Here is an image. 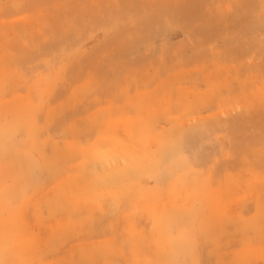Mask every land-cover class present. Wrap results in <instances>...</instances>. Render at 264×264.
<instances>
[{"label": "rangeland", "instance_id": "374dc122", "mask_svg": "<svg viewBox=\"0 0 264 264\" xmlns=\"http://www.w3.org/2000/svg\"><path fill=\"white\" fill-rule=\"evenodd\" d=\"M0 262L264 264V0H0Z\"/></svg>", "mask_w": 264, "mask_h": 264}, {"label": "snow or ice", "instance_id": "6c2138e0", "mask_svg": "<svg viewBox=\"0 0 264 264\" xmlns=\"http://www.w3.org/2000/svg\"><path fill=\"white\" fill-rule=\"evenodd\" d=\"M0 264H3V262H0Z\"/></svg>", "mask_w": 264, "mask_h": 264}]
</instances>
